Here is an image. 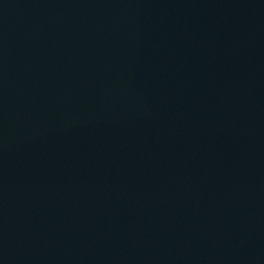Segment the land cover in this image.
Listing matches in <instances>:
<instances>
[{"label":"water","instance_id":"obj_1","mask_svg":"<svg viewBox=\"0 0 264 264\" xmlns=\"http://www.w3.org/2000/svg\"><path fill=\"white\" fill-rule=\"evenodd\" d=\"M0 264H264V0H0Z\"/></svg>","mask_w":264,"mask_h":264}]
</instances>
